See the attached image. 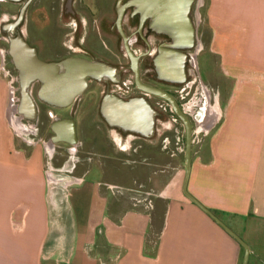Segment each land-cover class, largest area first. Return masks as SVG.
I'll list each match as a JSON object with an SVG mask.
<instances>
[{"label": "crops", "instance_id": "0c3cea01", "mask_svg": "<svg viewBox=\"0 0 264 264\" xmlns=\"http://www.w3.org/2000/svg\"><path fill=\"white\" fill-rule=\"evenodd\" d=\"M199 5L206 29L199 30L200 70L194 75L193 92L199 96L189 104L192 114L184 112L191 123L186 189L248 244L247 264L252 255L253 264H263L264 0ZM1 44L0 264H238L243 259L244 247L184 192L186 127L179 116L155 120L154 109L149 133L138 95L125 98L113 88L89 85L96 76L119 73L100 58H79L95 62L92 67L67 62L74 57L43 61L69 78L59 98L52 96L58 87L41 83L40 99L67 106L82 93L76 116H65V109L52 113L48 103L18 100ZM75 71L78 77L71 81ZM52 135L57 141L67 135L77 139L79 182L63 175L73 154L65 142L55 151ZM47 167L61 176L59 185L68 180L64 196L52 194Z\"/></svg>", "mask_w": 264, "mask_h": 264}, {"label": "flooded vegetation", "instance_id": "af4514ba", "mask_svg": "<svg viewBox=\"0 0 264 264\" xmlns=\"http://www.w3.org/2000/svg\"><path fill=\"white\" fill-rule=\"evenodd\" d=\"M0 1V12L10 15L2 20L7 23H0V43L4 45L8 72L16 78L18 100L23 97L19 69L9 53L10 36H21L41 61H63L67 57L109 60L119 70L117 76L108 75L109 79L96 76L89 85L113 88L125 98L145 97L156 110L155 120L165 114L175 118L178 115L168 99L145 87L168 92L180 108L185 101L181 91L182 94L188 91L186 98L192 95L198 81L194 75L200 70L201 52L198 50L199 26L192 15L197 0L189 2L184 11L180 0ZM49 29L52 32L47 37ZM38 31L43 32V36H38ZM40 84V80H35L30 87L35 103H48L52 113L65 109V116H76L82 93L76 94L67 106L59 107L62 103L57 99H40ZM37 129L39 133L38 121ZM65 138V141H57L58 137L52 135L55 151L58 142H65L69 145L67 151L70 149L73 154L63 164L62 173L71 179L79 178L75 174L79 160L77 139L69 135Z\"/></svg>", "mask_w": 264, "mask_h": 264}, {"label": "water", "instance_id": "95a60500", "mask_svg": "<svg viewBox=\"0 0 264 264\" xmlns=\"http://www.w3.org/2000/svg\"><path fill=\"white\" fill-rule=\"evenodd\" d=\"M192 0H180V4L182 5V10H186L189 2ZM11 26L12 23H10ZM11 43L9 45V53L12 56L14 62L16 63L18 69H19V88L22 94V97L25 100L32 99L31 93H30V87L33 81L40 80L41 83L48 84V85H54L55 89L52 96L59 98L60 95V89L65 83H67L69 76H61L57 75L54 72L55 66L52 63H44L41 61L35 54V51L32 47H30L21 36L11 37L10 36ZM76 61L78 63L84 64L85 66L92 67V65H95V62H91L88 60H82L79 58L69 59L67 62ZM55 74V75H53ZM78 72L75 71L71 73V81L75 80V78L78 77ZM86 74V72H85ZM184 75V74H183ZM66 79V80H64ZM148 91L158 94L166 99H168L173 107V110L175 113L182 119V121L185 124L186 127V170H185V178H184V185L183 189L184 192L190 197L193 201L198 203L203 209L211 216L213 217L228 233H230L243 247H244V256L242 259V264H247L248 257L250 253V249L248 244L239 236L237 235L231 228H229L224 222H222L213 212L202 206L193 196H191L186 189V183L189 176V170H190V144H191V123L189 121V117L182 111L178 103L175 101V99L166 91L151 88V87H145ZM142 105H143V113L146 116L145 120L147 121V127L149 133L153 131V116L155 115V110L150 105V103L147 101V99L143 96H137L135 97ZM59 107H64L63 105H60ZM142 115V114H141ZM134 120L136 122V114L134 113Z\"/></svg>", "mask_w": 264, "mask_h": 264}, {"label": "rangeland", "instance_id": "374dc122", "mask_svg": "<svg viewBox=\"0 0 264 264\" xmlns=\"http://www.w3.org/2000/svg\"><path fill=\"white\" fill-rule=\"evenodd\" d=\"M202 0H197L196 1V4L194 5V7H193V12H192V15H193V18H194V20L195 21H197V19H200V27H199V30L202 28V30H203V32H204V29H206L205 28V26H206V23L204 22L205 21V14H204V6H202V7H200V2H201ZM1 2V1H0ZM3 8H6V4L5 5H3ZM8 9L9 10H11V8L10 7H8ZM10 15H8L7 13H4V12H0V23H7V22H4V21H2L3 19H7L8 17H9ZM198 22V21H197ZM51 29H49L48 30V32H47V34H46V36L47 37H49L50 35H51V32H52V30L50 31ZM37 34H38V36H43V32H37ZM49 35V36H48ZM1 44V43H0ZM2 45V49H3V47H4V45L3 44H1ZM103 54V53H102ZM199 59V58H198ZM57 173L58 172H55V174L52 176V178L50 179V187L52 186V189H51V192H52V194L53 195H55V197H61V196H64L66 193H67V187L66 186H64V185H66L65 183H67L66 181H65V183H64V185L63 186H61V185H59L60 184V182H61V179H59L61 176H58L57 175ZM57 182V183H56ZM59 183V184H58ZM241 260H242V256H240V258H239V263L238 264H241ZM251 262H250V264H253L254 263V257H253V255L251 256ZM263 264H264V261L262 262Z\"/></svg>", "mask_w": 264, "mask_h": 264}, {"label": "built area", "instance_id": "2783aa9c", "mask_svg": "<svg viewBox=\"0 0 264 264\" xmlns=\"http://www.w3.org/2000/svg\"><path fill=\"white\" fill-rule=\"evenodd\" d=\"M195 87V86H194ZM184 91V89H182ZM201 93V92H200ZM188 94V91H184V93L182 94V91H181V98L184 99L185 98V101L183 100L182 103H181V109L183 112L191 115L192 114V107H189L190 103L193 104V106L195 105V103L193 102V98H196L197 96L199 95H195L194 92H192V95L188 98H186V95ZM201 96V95H200ZM196 108V107H195ZM194 114H195V111H194ZM188 116V115H187ZM46 172H47V175L50 177V179L52 178V176L55 174L56 169H51V167H47L46 169ZM60 179V178H59ZM80 179L78 178H72L70 181L71 182H79ZM68 181V180H66Z\"/></svg>", "mask_w": 264, "mask_h": 264}, {"label": "bare ground", "instance_id": "6f19581e", "mask_svg": "<svg viewBox=\"0 0 264 264\" xmlns=\"http://www.w3.org/2000/svg\"><path fill=\"white\" fill-rule=\"evenodd\" d=\"M23 104H25V103H23Z\"/></svg>", "mask_w": 264, "mask_h": 264}]
</instances>
